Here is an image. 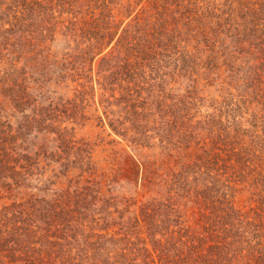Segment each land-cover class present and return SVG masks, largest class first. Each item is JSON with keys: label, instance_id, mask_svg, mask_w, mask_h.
<instances>
[{"label": "trees", "instance_id": "trees-1", "mask_svg": "<svg viewBox=\"0 0 264 264\" xmlns=\"http://www.w3.org/2000/svg\"><path fill=\"white\" fill-rule=\"evenodd\" d=\"M190 33L198 50L184 49L174 59L172 43L179 46L176 38L181 44ZM198 34L207 37L201 50ZM59 42L67 53L53 50ZM202 52L206 71L218 63L217 71L237 69L261 91L264 0H0V205L8 220L0 219V264H264V140H242L237 128L232 133L212 116L184 121L188 113L180 105L191 95L161 116L162 126L152 112L164 108L161 100L140 92L153 91L148 79L172 63L196 72L201 56L195 54ZM94 69L102 95L110 92L113 105L125 103L109 123L131 150L123 149L113 179L168 191L127 220L128 208L120 211L115 197H102L91 182V148L63 126L76 113L35 94L64 81L63 71L89 83ZM148 116L160 124L156 135L142 124ZM147 148L160 154L142 158ZM42 160L90 176L52 196L29 193L22 181ZM242 179L255 180L260 190L244 212L226 197ZM188 203L197 209L193 224L184 218Z\"/></svg>", "mask_w": 264, "mask_h": 264}, {"label": "rangeland", "instance_id": "rangeland-1", "mask_svg": "<svg viewBox=\"0 0 264 264\" xmlns=\"http://www.w3.org/2000/svg\"><path fill=\"white\" fill-rule=\"evenodd\" d=\"M198 37L199 42H201V40L204 42L207 40L205 36H199L198 34ZM58 38L59 40L61 39L60 35ZM187 40H191V42H185ZM187 40L182 41L180 44L179 39L176 38L179 46L172 43L171 48L172 54H175L174 59L178 57L176 52L180 54L184 49L193 51L197 42L192 41L191 33ZM203 45L204 43L201 42L199 45L200 50L205 48ZM71 46H74V44L72 43ZM53 50L59 54L68 52L66 44L62 42L54 44ZM196 50L198 49H194V52ZM195 55L201 56V58H197L196 61V64L199 63L196 65V72L189 71L188 69L187 72L181 71L179 69L180 65L177 69L175 68L176 64L172 63L169 67L167 66L168 68L159 69L158 74L155 72V76H159V78L154 80L148 79L147 85L149 88H152L153 91H140L144 99H148L149 101L156 99L161 100L164 108H162L161 111H152L156 121H161L163 126V118L166 115H170L171 112L178 111L180 104L179 100L182 98L185 99V97L191 95V98L186 99L188 101L187 103L180 105V109L185 107L182 114L188 113L185 119H183L184 121H186L187 117L193 116L190 122L192 124L199 119L201 120L202 117L204 121L209 116H212L218 120L219 125L222 123L223 125L230 124L229 130L232 133L234 129L236 130L237 128L236 132L241 134L239 138H243L242 140L250 142L253 135L257 136L255 138L258 141H260V139L264 140V88H262L261 91L258 90L260 92L257 94L258 91L256 92L254 87L250 85L252 78H249V75L244 74V72H238L237 69L232 70L226 68L225 70V67H220V71H217L216 68L221 65L219 63L212 71H206L205 68L202 67V64L206 61L203 56L206 57L207 53L202 52L200 54L196 53ZM97 63L98 62H96L94 67L97 66ZM77 66L80 67V64ZM69 68H71V66ZM147 71L149 74V70ZM208 73L209 75H207ZM61 74L66 75L64 81L60 79L58 84L52 82L48 89L47 87H43V89L36 88L35 94L38 99L42 98L45 100L46 104L52 100L54 104L58 105L61 109L69 108L72 110V113H76L75 118L69 119L68 117H64L63 120L65 123H63V126L68 127V131L73 134L78 142L86 143L88 147L91 148V162L93 171H95L91 176L92 180L95 181L91 182L97 184L101 196L106 198L114 196L120 211H125L128 208L129 211H125L124 220H127L129 216L138 215L141 207L152 199L160 197L167 198L168 191H166V186L162 188L161 186L157 187L151 185L149 187L127 182L126 179H119L117 182L113 179L112 174L118 165V159L124 153L123 149L127 147L131 150L130 145L113 131L109 123L114 121L115 111H122V107L125 103H122L120 106L113 105L114 98L110 97V92H106L102 95L103 89L98 83L102 82V77L99 76L100 79L98 78L97 70L94 69V72L91 74L92 80L89 83L86 78L75 79L73 74L69 71H63ZM151 76L154 75L151 74ZM79 83H84L85 87H82ZM195 84H197L196 88H194ZM121 94L125 95V91H121V93L116 91L117 97H120ZM133 97H136V95ZM105 99H110V101L107 103ZM110 102H112V106H109ZM193 103L197 104L196 109L190 108L196 105ZM169 108L170 110L168 111L167 109ZM81 114L82 117H80ZM161 116H163V118H161ZM99 117L102 118V121ZM148 118L150 121L147 123L146 120H142V124H147L145 129L148 135H156V132H158L156 127L160 124L157 123L154 125L153 117L148 116ZM126 125H129V123H126ZM126 143L129 147L126 146ZM160 150V148L156 150L147 148L143 151L141 156L142 158L149 157L154 159L153 153L160 154ZM42 162L40 168L38 166V168L32 170L34 175L29 180L26 179L27 181H22L25 182L26 185L24 189L29 193L52 196V193L55 191H64L70 185L72 179L73 183L71 188H75L76 185L82 186V184H85L87 178L90 176L86 173L80 177L81 171L78 168H73L70 172L66 173L64 168H61L59 164H49L48 161L43 160ZM254 182L255 180L252 182H243L242 179L235 185L236 189L234 190V187L230 189L226 196L233 201L236 205L235 207L242 209L243 212L248 211L251 206H255V203L250 204V202H255V193L260 190H258ZM25 198H27V196ZM5 200L6 199H2L1 203ZM13 201L8 205L9 207L13 204ZM128 204H130V206H127ZM193 204L194 203H188L187 207L184 208V218L187 220L188 224H193L195 218L198 216L196 206ZM0 219H3V222L8 221L7 216L1 212V205ZM125 225L127 226V224ZM129 227L131 229L132 226L129 225ZM143 237L146 238L147 248L154 254L153 246L147 239L146 234H144ZM77 243H81L82 246V241L80 242L78 240ZM76 245L77 244L73 242L72 246ZM142 257L143 256L139 257L138 262L142 260ZM153 257L155 261L158 260L155 254Z\"/></svg>", "mask_w": 264, "mask_h": 264}]
</instances>
